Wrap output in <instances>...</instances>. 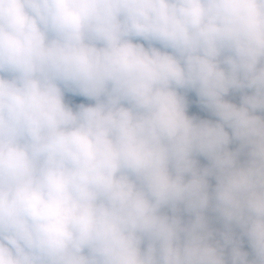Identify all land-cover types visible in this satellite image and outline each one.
<instances>
[{"label":"clouds","instance_id":"obj_1","mask_svg":"<svg viewBox=\"0 0 264 264\" xmlns=\"http://www.w3.org/2000/svg\"><path fill=\"white\" fill-rule=\"evenodd\" d=\"M0 264H264V0H0Z\"/></svg>","mask_w":264,"mask_h":264},{"label":"trees","instance_id":"obj_2","mask_svg":"<svg viewBox=\"0 0 264 264\" xmlns=\"http://www.w3.org/2000/svg\"><path fill=\"white\" fill-rule=\"evenodd\" d=\"M229 98L231 99L232 97H229ZM234 102H237V103L239 102L238 97L234 99ZM190 114L200 115L202 118H210V117H208L206 114L199 112V111H198L197 109H195V108H192V109L190 110ZM201 160H203V158H201Z\"/></svg>","mask_w":264,"mask_h":264},{"label":"rangeland","instance_id":"obj_3","mask_svg":"<svg viewBox=\"0 0 264 264\" xmlns=\"http://www.w3.org/2000/svg\"><path fill=\"white\" fill-rule=\"evenodd\" d=\"M202 163H207L205 160H201ZM245 250H248L247 245L245 246Z\"/></svg>","mask_w":264,"mask_h":264}]
</instances>
